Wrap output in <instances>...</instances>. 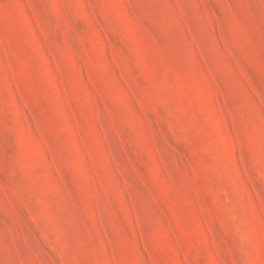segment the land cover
<instances>
[{
  "label": "rangeland",
  "instance_id": "374dc122",
  "mask_svg": "<svg viewBox=\"0 0 264 264\" xmlns=\"http://www.w3.org/2000/svg\"><path fill=\"white\" fill-rule=\"evenodd\" d=\"M0 264H264V0H0Z\"/></svg>",
  "mask_w": 264,
  "mask_h": 264
}]
</instances>
